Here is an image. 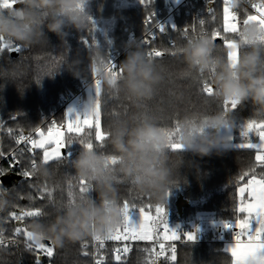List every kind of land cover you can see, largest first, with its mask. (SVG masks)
Here are the masks:
<instances>
[{"label": "trees", "instance_id": "16d2710c", "mask_svg": "<svg viewBox=\"0 0 264 264\" xmlns=\"http://www.w3.org/2000/svg\"><path fill=\"white\" fill-rule=\"evenodd\" d=\"M173 0H154L153 5L145 8L140 0H90L85 5L84 11L91 17L95 27L90 33L91 24L84 31L68 28L64 45L61 46L59 38L45 30L48 43H42L24 48L16 56L5 50L0 56V119L4 121V131L0 133V145L5 152L4 158L0 159V168L6 172L19 175L23 166H26L28 155L21 157L24 165L11 167L12 161L9 153L17 148L15 141L7 134L8 127L18 132L24 129L25 133L36 126L46 127L48 122L56 119L58 122L66 116V112L59 108L62 97L74 95L81 83L92 76L90 58L88 52L96 47L101 49L106 57L114 50H125V44L131 40L133 34L142 35L146 31L144 20L152 12L162 16L166 14ZM260 0H244L242 6L235 11L243 20L246 14L252 13L251 3ZM214 9L215 20L213 21L207 9ZM199 16L193 20L185 7L179 9L177 17V30H169L160 34L155 41L156 46L163 50L167 49L170 42H174L177 48H181L187 41L182 31L183 27L196 24L197 33L200 31L199 19H204L205 31L210 35L215 28L222 26L223 3L222 0H213L212 5L207 0H198L196 5ZM169 29L171 26L166 25ZM191 36V33L189 34ZM95 45H92V40ZM85 41L88 43L85 44ZM220 46L219 54L226 58L227 48L222 42L215 41ZM16 44V43H15ZM249 46L245 45V49ZM126 56V55H125ZM125 56L122 60L125 59ZM78 59L75 65L70 61ZM57 61L59 63L57 64ZM160 66L164 81L160 86L158 95L152 101L146 102L145 111L154 115L163 126H170L177 113L180 121L188 117H195L217 110H222L221 104L212 98L201 95L200 83L194 78H185L188 72L180 54L164 55L154 59ZM69 69H71L75 76ZM51 73V74H49ZM208 77V76H204ZM111 93V95H109ZM182 94V100L173 102V95ZM134 111L133 101L130 97L106 90L102 83V128L105 131L113 119H126ZM255 110L251 101L240 104L233 112L236 118V127L233 129H221V134L228 130L231 139L227 149H221L219 154L215 152L211 156L196 157L191 154H183L171 161L173 178L167 202L164 207L168 221H173L176 227L184 233H195L193 242L177 244V261L175 264H230V256L224 250L223 242L213 243L211 236L214 232L224 227L227 222L235 225L237 215H243L235 211V178L242 171L250 167L254 162V150L240 149L237 145L244 141L240 135L241 125L250 118L260 119L254 114ZM20 113L15 120L12 115ZM43 121V124L41 122ZM15 134V133H14ZM254 143L259 139L249 134ZM22 147V146H21ZM82 146L76 142L68 145L65 153H70L69 159H74L81 151ZM98 151L108 153L110 149L106 145ZM39 150L37 159L39 160ZM11 168V171L9 169ZM20 176V175H19ZM76 177L75 170L67 163L54 169L53 175L44 178L39 175L31 181L20 176L7 188H12L9 199L11 206L5 212H0V227L5 230L6 236H11L17 226L15 221L8 220V214L17 210L14 206H31L28 196H37V188L47 183L49 188L54 189V198L57 201L67 202V182L69 178ZM77 178V177H76ZM1 179V178H0ZM125 181V180H124ZM35 185L30 187L29 185ZM119 201L125 199L132 201L133 196L139 195L144 198V203L159 204L152 195L133 191V185L128 182L119 183ZM94 189L89 196L96 198ZM19 197H23L20 199ZM182 201V209L178 203ZM139 205V201H136ZM47 204V200L37 199L35 206ZM52 208H46L50 212ZM139 214V208H130V217ZM32 219L25 221L28 225ZM235 228V227H234ZM89 242L87 251L90 253L92 238H85L75 243H66L63 248L57 249L51 264H92L90 255H82L81 243ZM51 243V241L46 240ZM147 246L146 242H136L132 253L126 257L127 264H143L147 253L139 249ZM113 246L110 247L107 258L108 264H115L113 258ZM0 264H35V253L25 249L23 237L20 244L6 248H0ZM43 264H49L47 259ZM164 264V262H162Z\"/></svg>", "mask_w": 264, "mask_h": 264}, {"label": "clouds", "instance_id": "9594fccd", "mask_svg": "<svg viewBox=\"0 0 264 264\" xmlns=\"http://www.w3.org/2000/svg\"><path fill=\"white\" fill-rule=\"evenodd\" d=\"M90 0H14V7L0 8V37L24 48L48 43L45 30L54 33L64 45L66 29L84 31L89 26L88 15L78 11ZM244 0H230V7L236 10ZM261 34V27L250 22L241 29L235 41L239 58L229 61L219 54V45L210 37L192 39L181 47L180 58L188 72L194 75L211 76L215 88L212 99L220 104L224 100H236L240 104L251 101L254 114L264 119V46L255 43ZM245 41L249 46L245 49ZM126 56L120 62L122 76H111L106 69V54L99 48L88 52L91 70L106 90L122 93L133 101V113L126 119H113L106 128V154L98 150H82L70 162L39 164L37 175L49 178L54 169L66 163L75 170L78 179L92 182L96 198L85 197L74 206H57L44 217L32 219L27 225L33 242L45 240L57 248L66 243H75L85 238L105 237L121 223L118 180L133 181L136 191L152 195L160 203H166L173 178L171 161L183 154L196 157L219 154L227 149L229 137L221 135V129L236 127L233 112L222 110L197 115L196 124L181 121L178 142L183 151L169 149V140L157 118L145 111L146 102L158 95L165 77L160 66L147 57L142 42L133 39L125 44ZM235 51V49H227ZM78 59L70 61L75 65ZM215 69L214 74L210 72ZM73 74L74 72L69 69ZM75 75V74H74ZM78 76V75H75ZM79 77V76H78ZM182 100V94L175 93L173 102ZM94 106V98L88 101ZM202 130V131H201ZM115 156L119 163L113 168L109 157ZM13 186L12 188H14ZM12 188H0V212L11 206L8 198ZM253 264H260L259 259Z\"/></svg>", "mask_w": 264, "mask_h": 264}, {"label": "snow or ice", "instance_id": "6c2138e0", "mask_svg": "<svg viewBox=\"0 0 264 264\" xmlns=\"http://www.w3.org/2000/svg\"><path fill=\"white\" fill-rule=\"evenodd\" d=\"M154 0H140V3L148 8L153 5ZM178 2V0H177ZM209 5H212L213 0H207ZM223 3V20L222 26L211 31L210 35L205 31L204 19H199L200 31L196 35V39L210 36L214 41L222 42L223 47L227 49H235V51H227L226 57L229 61L234 58H239V48L236 47L235 41L240 37L241 29L250 22H255L261 27V34L259 39L255 42L264 46V0L258 3H251L253 12L246 14L243 20L240 19L238 12L230 7V0H222ZM14 7V0H0V8ZM85 6L83 4L78 6V11L83 12ZM212 20H215L213 7L209 6L207 9ZM155 12H152L144 20V24L151 25ZM91 24L90 33L95 25L91 22V17H88ZM155 28L159 33L163 34L169 30H177L175 25L171 29L156 21ZM185 37L189 34H196L197 27L193 23L190 27L186 26L180 29ZM155 32H145L143 43L148 46L146 53L151 60L162 58L164 55H178L181 54V48H177L174 42H170L167 49H159L153 47L156 40ZM190 38L188 41H191ZM88 42L85 41V44ZM247 41L245 44L247 45ZM92 45H95V40H92ZM21 45L15 44L10 40L0 37V53L5 50L10 52H21ZM59 61H57V64ZM106 71L116 79L122 76L120 67L113 63L108 57L106 62ZM214 74L215 69L210 70ZM51 74V73H49ZM185 78H194L200 83L201 95L207 98H212L215 88L212 84L211 76L204 77L203 74L194 75L186 72L183 74ZM94 106H86L83 116L76 114L71 116L73 112L69 109L68 115L61 121L56 119L50 120L47 126H36L31 131L25 133L24 129H19L18 132L11 127L6 129L7 134L12 137L17 145V148L11 150L8 154L12 161L11 167H17L25 164V161L20 159L26 154L28 159L26 166L22 167L19 175L27 181H31L33 177L37 176V168L39 164L51 165L59 164L60 162H70V153H65V149L73 142L82 146L83 150H97L103 149L105 146L108 133L102 128V82L95 79L94 82ZM111 95V93H109ZM174 95V93H170ZM93 97L90 96L91 101ZM240 105L236 100H224L221 104L222 111L227 113L234 112ZM20 113L11 116L15 120ZM190 124H196V118L193 117L188 121ZM43 124V121L41 122ZM4 131V121L0 119V133ZM169 140V149L172 151H183V146L178 142L181 131V121L177 113L174 122L170 126L164 128ZM202 131V130H201ZM15 133V134H14ZM253 134L259 139L258 143L252 142L249 134ZM240 135L244 141L237 145L240 149L254 150V162L246 170H242L235 178V211L243 215H237L234 227L237 231L234 233V243L229 246L226 251L230 256V264H253V261L259 259L260 264H264V119L250 118L241 125ZM231 139V137H229ZM22 146V147H21ZM38 150L40 153L39 160L37 159ZM5 152L0 145V159L4 158ZM110 162L115 168L119 160L115 156L109 157ZM11 171V168L9 169ZM3 168H0V178L6 176ZM119 183L128 182L133 185V181L118 180ZM30 187L35 185L30 184ZM0 188L4 187L2 179H0ZM93 190L92 182L89 180L78 179L76 177L69 178L67 182V202L57 201L54 198V189L49 188L47 183L37 188V196H28L29 204L31 206H14L17 210L8 214V220L15 221L17 226L11 236L5 235V230L0 227V248L17 246L20 244V237H23L24 247L29 252L35 253V264H43V260L47 259L51 264L52 258L56 254V248L53 244L42 243L36 244L33 242L32 233L29 231L25 221L28 219L42 218L47 211L46 208H55L57 206L68 207L74 206L78 201H82ZM0 192V195H3ZM170 193H168L169 195ZM23 199V197H19ZM47 200V204L42 206H35V201ZM136 201H139V205ZM165 203L152 205L151 203H144V198L135 195L132 201L125 199L123 202L119 201L122 220L120 225L109 235L105 237H93L92 246L94 251L91 255L94 257V264H108L103 250L108 242H113V258L115 264H127L126 257L132 251V244L134 242H146L147 246L139 249L147 253L143 264H175L177 261V242H191L195 241V233H184L183 238L176 230L170 229L167 223V214L164 207ZM139 208V221L133 222L130 218V208ZM256 222V227L253 230L251 222ZM225 228H231L233 225L229 223L224 224ZM89 242L83 241L81 243L82 255L89 256L87 251Z\"/></svg>", "mask_w": 264, "mask_h": 264}, {"label": "built area", "instance_id": "2783aa9c", "mask_svg": "<svg viewBox=\"0 0 264 264\" xmlns=\"http://www.w3.org/2000/svg\"><path fill=\"white\" fill-rule=\"evenodd\" d=\"M197 2H198V0H178V2H177V0H173L171 5H170V7L167 8L166 14H164L162 16L155 15L151 25L144 24L145 27H146V31L149 32V33L155 32L156 37H157L156 40H157L161 33H159L158 29L155 28L156 21H158L159 23H161V24H163L165 26L167 24H169L171 27H172V25L176 26L177 17L180 15L179 9H181V7H185L188 10V13L191 15L193 20H197L198 16H199V12L197 11V8H196ZM258 2H260V1H257L255 3H258ZM252 12H253V9H252ZM239 17H240V15H239ZM196 35H198V33H196V34H192L191 33V36L186 37V38H188V40L190 38L191 39H196ZM144 38H145V33H143L142 35L133 34L132 37H131V40L138 39V40H140L142 42ZM142 45H143V48H144L145 52L147 53V51L149 50L148 46L145 45L143 42H142ZM153 47L158 48L156 46L155 42L153 44ZM22 49H23V47H22ZM12 53H17V52H12ZM125 55H126V50H124V51L114 50V51L111 52L109 58L112 60L113 63H115V64H117L119 66L120 62L122 61V59H123V57ZM0 56H1V53H0ZM94 82H95V74L93 72L91 78L85 79V80L82 81L81 87L79 88V90L74 95L61 98V101L59 103V108L64 110V111H66L69 108L71 102L74 101V100H76L77 105L79 107H84L86 105V90L89 89V88H93L94 87ZM168 227L170 229L176 230L177 233L183 238L182 230L180 228L176 227V225H175V223L173 221H168ZM236 231H237V229H235L234 227H231V228L223 227V228L219 229L218 232H214L212 234L211 241L213 243H217V242H225V241L232 240V239L234 240V233ZM191 242H193V241H191ZM135 243L136 242H134L132 244V251H133V246H134ZM180 243H187V242H182V241L181 242H177V244H180ZM112 246H114L113 242H108L106 244L105 249L103 250V253L106 256V259L109 258L108 252L110 250V247H112ZM90 250H91L90 251V257H91V260H92V264H94V257L91 255V253L94 251L92 243L90 245ZM132 251L130 252V254L132 253Z\"/></svg>", "mask_w": 264, "mask_h": 264}, {"label": "crops", "instance_id": "0c3cea01", "mask_svg": "<svg viewBox=\"0 0 264 264\" xmlns=\"http://www.w3.org/2000/svg\"><path fill=\"white\" fill-rule=\"evenodd\" d=\"M92 95L94 94V92H92L91 93ZM93 98H94V95H93ZM88 101H89V99H88V97L86 96V105L84 106V107H79L78 105H77V102H76V100H74V101H72L71 102V104H70V106H69V108L70 109H72L73 110V112H80L81 114V116H83V114H84V112H85V109H86V106L88 105ZM68 108V109H69ZM67 109V110H68ZM66 110V111H67ZM65 111V112H66ZM221 135H225V136H227V137H231L230 136V133L228 132V130H225ZM251 226H252V228H253V230L255 229V227L257 226L256 225V222L255 221H252L251 222ZM236 229V228H235ZM235 241L232 239V240H228V241H225V242H223V243H225V244H223V246H224V250L226 251V249L229 247V246H231L233 243H234ZM227 252V251H226Z\"/></svg>", "mask_w": 264, "mask_h": 264}, {"label": "water", "instance_id": "95a60500", "mask_svg": "<svg viewBox=\"0 0 264 264\" xmlns=\"http://www.w3.org/2000/svg\"><path fill=\"white\" fill-rule=\"evenodd\" d=\"M12 55L16 56L17 53H12ZM64 151H65V150H64ZM1 179H2V184H3L4 186H8V185H10L12 182H15V181H17L18 179H20V176L14 174V173L8 172V174H7L6 176H4L3 178H1ZM178 207H179V210L181 211V209H182V201H180V202L178 203ZM45 242H46V241H45ZM46 243H48V242H46Z\"/></svg>", "mask_w": 264, "mask_h": 264}, {"label": "rangeland", "instance_id": "374dc122", "mask_svg": "<svg viewBox=\"0 0 264 264\" xmlns=\"http://www.w3.org/2000/svg\"><path fill=\"white\" fill-rule=\"evenodd\" d=\"M92 92H94V87L86 90V96L88 97V99L90 98V96L93 97V95H95V94L92 95L91 94ZM69 109L66 111V113H65L66 115H68ZM77 113L81 114L80 112H76V113L72 112L71 116L74 117ZM130 218L132 219L133 222H138L139 221V214H134ZM223 244H225V243H223Z\"/></svg>", "mask_w": 264, "mask_h": 264}]
</instances>
